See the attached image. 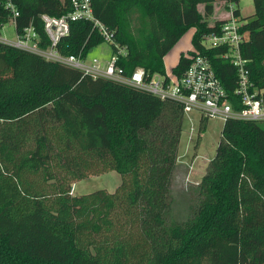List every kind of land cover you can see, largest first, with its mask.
I'll return each mask as SVG.
<instances>
[{
	"label": "trees",
	"instance_id": "1",
	"mask_svg": "<svg viewBox=\"0 0 264 264\" xmlns=\"http://www.w3.org/2000/svg\"><path fill=\"white\" fill-rule=\"evenodd\" d=\"M243 0H226L237 5ZM242 19L241 54L264 101V0ZM18 31L69 0H13ZM94 13L126 51L117 66L166 74L165 57L192 29L234 96L236 68L203 36L220 32L217 0H92ZM9 23L0 0V29ZM1 31V30H0ZM43 43L42 47H46ZM105 44L90 22H73L59 50L87 55ZM113 53L117 52L111 46ZM190 61L182 54L173 72ZM234 100V99H233ZM202 119L199 133L207 128ZM185 114L182 105L0 44V264H264V124L225 122L215 157L186 222L172 219L171 190ZM117 172L114 191L72 194L73 184Z\"/></svg>",
	"mask_w": 264,
	"mask_h": 264
},
{
	"label": "built area",
	"instance_id": "2",
	"mask_svg": "<svg viewBox=\"0 0 264 264\" xmlns=\"http://www.w3.org/2000/svg\"><path fill=\"white\" fill-rule=\"evenodd\" d=\"M2 2L8 11L9 23L15 27L17 40L10 41L0 36V44L78 70L95 80L115 81L150 93L163 101H174L182 105L185 116L198 112L201 115L200 121L213 118L221 119L224 123L234 119L264 124V101L259 98L261 92L251 80L248 61L241 54V46L246 41L247 35L241 32L243 24L241 18L236 15L234 4L229 5L226 10L227 15L223 20L221 31L207 34L202 38V44L207 49H225L222 58L236 68L238 85L234 96H231L217 77L210 59L194 46L185 53L190 66L181 77L173 71L150 77L143 68H137L130 77L125 76L124 70L117 66V61L120 55H126V51L115 42L109 28L97 19L92 0H69L70 11L60 17L42 15L41 21L48 43L43 41L33 24L20 33L17 28L20 17L17 5L13 0H2ZM80 21L92 23L105 43L116 48L117 52L113 53L109 60L90 57V53L87 55L80 53L75 56L60 52L59 45L69 36L71 24ZM3 28L4 26L0 30L2 31ZM43 43H47L46 47H42Z\"/></svg>",
	"mask_w": 264,
	"mask_h": 264
},
{
	"label": "rangeland",
	"instance_id": "3",
	"mask_svg": "<svg viewBox=\"0 0 264 264\" xmlns=\"http://www.w3.org/2000/svg\"><path fill=\"white\" fill-rule=\"evenodd\" d=\"M219 15H227L226 0H218ZM242 19L255 13L254 1L243 0L238 6ZM193 31H189L172 51L165 57L166 72H171L176 65L178 54L191 47ZM0 36L10 41H16L17 35L13 24L8 23L0 32ZM192 49V48H191ZM190 49V50H191ZM113 54L111 46L107 43L95 48L90 57L109 60ZM264 93V91H263ZM201 115L193 112L185 116L183 134L179 147V160L175 170L171 190L172 219L174 222L188 221L199 200V185L206 175L211 160L215 157L221 140L224 121L210 118L204 133H199ZM122 183V176L117 172H109L101 176H92L86 180L73 184L74 195H85L98 190L114 192Z\"/></svg>",
	"mask_w": 264,
	"mask_h": 264
},
{
	"label": "crops",
	"instance_id": "4",
	"mask_svg": "<svg viewBox=\"0 0 264 264\" xmlns=\"http://www.w3.org/2000/svg\"><path fill=\"white\" fill-rule=\"evenodd\" d=\"M217 1H218V0H217ZM218 9H219V7L217 6V7H216V11H215V15L213 16V20H224V19L226 18V16H224V15H219V14L217 13ZM191 31H193V33H195V29H192ZM193 36H194V35H193ZM193 36H192V39H193ZM192 46H193V45H192V41H191V47L187 48L186 50H182V51H180V53L178 54V60H177V63H176V65L172 68V71H173V69L178 65L179 60H180L182 54H185L186 52H188V51L192 48ZM164 62H165V60H164ZM165 67H166V62H165ZM166 70H168V69L166 68Z\"/></svg>",
	"mask_w": 264,
	"mask_h": 264
}]
</instances>
